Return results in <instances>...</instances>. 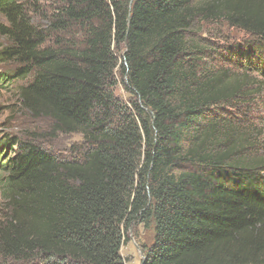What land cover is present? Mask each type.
I'll list each match as a JSON object with an SVG mask.
<instances>
[{
    "label": "trees",
    "instance_id": "16d2710c",
    "mask_svg": "<svg viewBox=\"0 0 264 264\" xmlns=\"http://www.w3.org/2000/svg\"><path fill=\"white\" fill-rule=\"evenodd\" d=\"M49 1L41 29L23 0H0V62L29 79L25 110L82 142L73 159L0 142V257L124 264L122 229L139 219L154 232L141 264H264V154L250 125L264 0ZM205 25L218 27L203 36ZM233 32L244 37L229 43Z\"/></svg>",
    "mask_w": 264,
    "mask_h": 264
},
{
    "label": "rangeland",
    "instance_id": "374dc122",
    "mask_svg": "<svg viewBox=\"0 0 264 264\" xmlns=\"http://www.w3.org/2000/svg\"><path fill=\"white\" fill-rule=\"evenodd\" d=\"M27 7L31 23L38 28L47 27L49 18L56 12L57 4L49 0H23ZM213 25L203 26L202 34L213 35ZM210 30H213L210 32ZM244 36L233 32L232 40L238 42ZM226 42V40H224ZM7 46V42L0 37V50ZM18 65L14 62H0V142L8 138H15L20 142H31L45 154L57 158H71L75 150L79 148L82 137L78 134L60 135L53 131L49 119L34 117L22 107L18 89L25 86L29 79L10 80L16 73ZM5 79L6 81H1ZM113 89L114 96L123 103L129 101V94L120 83ZM250 125L254 128V143L259 153L264 154V94L261 95L256 105L252 108ZM254 136V135H253ZM7 152V150L5 151ZM3 154L2 160L11 157L16 148ZM2 198L0 196V204ZM153 224L151 221L142 223L139 219L134 220L127 228L122 229V244L120 256L124 264H141L145 250L152 244ZM0 264H16L8 259L0 257Z\"/></svg>",
    "mask_w": 264,
    "mask_h": 264
}]
</instances>
